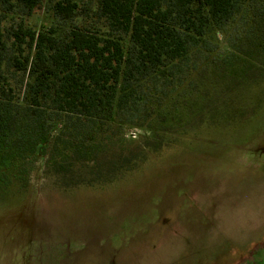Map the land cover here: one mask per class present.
I'll return each instance as SVG.
<instances>
[{
  "label": "rangeland",
  "instance_id": "rangeland-1",
  "mask_svg": "<svg viewBox=\"0 0 264 264\" xmlns=\"http://www.w3.org/2000/svg\"><path fill=\"white\" fill-rule=\"evenodd\" d=\"M53 22L46 1L28 18ZM211 39L203 110L105 135L68 185L47 156L0 170V264H264V65L223 61L226 36Z\"/></svg>",
  "mask_w": 264,
  "mask_h": 264
},
{
  "label": "trees",
  "instance_id": "trees-1",
  "mask_svg": "<svg viewBox=\"0 0 264 264\" xmlns=\"http://www.w3.org/2000/svg\"><path fill=\"white\" fill-rule=\"evenodd\" d=\"M45 1L54 22L38 31L28 18ZM214 32L223 61L264 65V0H0V170L47 156L68 185L105 135L157 134L203 110Z\"/></svg>",
  "mask_w": 264,
  "mask_h": 264
}]
</instances>
